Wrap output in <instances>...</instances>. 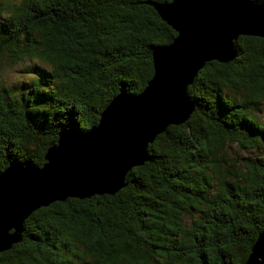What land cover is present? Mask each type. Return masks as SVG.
Instances as JSON below:
<instances>
[{
	"label": "trees",
	"instance_id": "trees-1",
	"mask_svg": "<svg viewBox=\"0 0 264 264\" xmlns=\"http://www.w3.org/2000/svg\"><path fill=\"white\" fill-rule=\"evenodd\" d=\"M170 1L0 0V173L42 166L60 132L87 131L120 91L145 87L153 48L177 34L153 6ZM234 42L124 187L34 210L0 264H243L264 231V37Z\"/></svg>",
	"mask_w": 264,
	"mask_h": 264
},
{
	"label": "water",
	"instance_id": "water-1",
	"mask_svg": "<svg viewBox=\"0 0 264 264\" xmlns=\"http://www.w3.org/2000/svg\"><path fill=\"white\" fill-rule=\"evenodd\" d=\"M153 6L177 34L153 48V75L145 87L136 94L120 91L87 131L60 132L42 166L11 163L0 173V252L21 239L34 210L124 187L127 172L149 159L156 136L190 116L187 87L205 63L233 60L239 35L264 37V3L171 0ZM243 264H264V231Z\"/></svg>",
	"mask_w": 264,
	"mask_h": 264
},
{
	"label": "rangeland",
	"instance_id": "rangeland-1",
	"mask_svg": "<svg viewBox=\"0 0 264 264\" xmlns=\"http://www.w3.org/2000/svg\"><path fill=\"white\" fill-rule=\"evenodd\" d=\"M4 75H5V79L8 80V78H10V76H11V72L8 70V71L5 72ZM260 116H261V117H264V112H261V113H260ZM237 149H238L237 147H229L228 152H229L230 154H233V155L236 154V155H240V156H243V155L246 154V153L239 152ZM238 153H239V154H238Z\"/></svg>",
	"mask_w": 264,
	"mask_h": 264
}]
</instances>
